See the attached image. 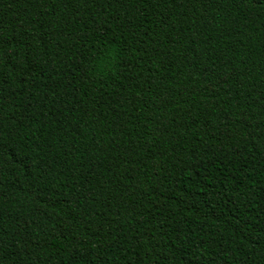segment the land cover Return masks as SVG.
I'll list each match as a JSON object with an SVG mask.
<instances>
[{
	"label": "trees",
	"instance_id": "obj_1",
	"mask_svg": "<svg viewBox=\"0 0 264 264\" xmlns=\"http://www.w3.org/2000/svg\"><path fill=\"white\" fill-rule=\"evenodd\" d=\"M0 264H264V0H0Z\"/></svg>",
	"mask_w": 264,
	"mask_h": 264
}]
</instances>
